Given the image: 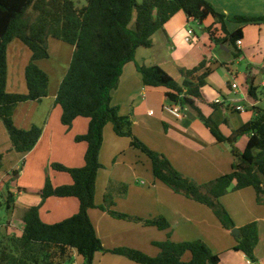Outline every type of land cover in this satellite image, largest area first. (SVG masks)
I'll list each match as a JSON object with an SVG mask.
<instances>
[{
    "label": "trees",
    "instance_id": "trees-1",
    "mask_svg": "<svg viewBox=\"0 0 264 264\" xmlns=\"http://www.w3.org/2000/svg\"><path fill=\"white\" fill-rule=\"evenodd\" d=\"M179 11L199 24L213 17L214 25L219 24L220 28L206 27L210 40L217 46H230L235 57L242 55L237 41L243 39L244 27L264 24V15L227 16L208 0H86L83 6H79L77 0H0V120L7 129L12 150L31 151L43 134L42 127L37 125L26 130L17 127L13 114L18 104L41 101L48 96L50 78L37 61L50 57V38L74 46L70 67L55 100V105L63 110L61 121L71 126L77 117L90 119L87 132L75 138L88 145L85 165L76 168L60 163L51 165L54 170L69 173L73 183L55 187L47 177L44 187L37 191L42 200L52 196L75 197L80 203L79 211L63 221L47 224L41 219L39 206L27 208L22 217L25 227L21 236L0 233V264H65L72 257V250L83 258L84 264H94L97 252L121 255L139 264H224L219 254L203 240L174 242L170 232L167 240L154 242L159 249L155 256L127 246L104 247L89 216L91 208L99 207L117 219L141 222L163 231L171 229L164 216L144 219L117 211L116 198L126 195L129 189L125 183L110 181L103 203L96 205L97 175L103 168L100 152L109 123L116 135L128 137L131 146L150 159L156 181L208 206L222 226L233 234L236 240L233 249L257 261L258 222L247 223L234 232L237 226L221 198L232 191L252 187L257 202L264 204V109L254 105L251 119L225 135L198 105L199 101L206 102L203 90L208 84L207 78L215 71L213 65L204 60L192 69H182L183 82L179 83L160 65L137 64L145 86L166 88L169 104L193 110L218 143L230 145L234 157L231 171L199 184L178 171L166 155L139 139L133 132L131 116L122 115L119 107L112 105V92L119 86L125 65L135 60L139 48L151 47L153 35L165 30L166 22ZM227 21L243 26L230 32ZM14 39H19L31 51V61L25 69V94L9 93L6 89L7 47ZM248 92L256 101L259 99L258 88L251 80ZM208 104L218 109V103ZM245 135L248 141L241 150L237 143ZM3 158L4 153L0 152V168ZM18 172L15 170L14 174ZM11 195L9 193L6 202L8 208ZM187 256L188 260H184Z\"/></svg>",
    "mask_w": 264,
    "mask_h": 264
},
{
    "label": "crops",
    "instance_id": "crops-1",
    "mask_svg": "<svg viewBox=\"0 0 264 264\" xmlns=\"http://www.w3.org/2000/svg\"><path fill=\"white\" fill-rule=\"evenodd\" d=\"M208 1L217 11L227 16L264 15V0ZM85 4L86 0L81 6ZM194 22L196 21L188 18L184 11H179L166 22L165 30H159L153 35L151 47L137 50L135 60L125 65L119 86L112 92V105L118 106L122 115L131 116L133 132L139 139L166 155L178 171L199 184H205L231 171L234 157L230 145L218 143L190 108L182 107L181 118L164 110V106L169 104L165 97L167 89L145 86L137 64L160 65L177 82L182 83L181 70L192 69L204 60L214 67L225 66L232 73V66L246 59L251 65L248 78L253 83L258 67L264 60V24L244 27L242 44L237 45L242 55L235 57L230 46L224 45L225 48H221L210 40L206 27L214 25L213 17L207 18L202 24L205 26L202 34L192 27ZM226 23L230 32L243 26L231 21ZM214 27L219 29L220 25L216 24ZM189 29L194 31V38L187 42L185 38ZM219 34L223 35L222 32ZM49 52V58L37 61L38 66L50 78L48 96L41 101L18 104L13 114L16 126L21 129H30L33 125L42 127L43 134L37 145L27 153L13 151L7 129L0 120V152L4 153L3 166L0 168V203L7 213L6 221L0 222L2 236L23 234V213L31 206H39L41 219L47 224L63 221L79 211L80 203L75 197L52 196L42 200L37 192L44 187L47 177L55 187L72 184L73 179L69 173L54 170L51 165L60 163L70 168L84 166L88 146L86 142H77L75 138L87 132L90 119L80 116L71 126H66L61 121L62 107L55 105L58 90L70 67L74 46L50 38ZM30 61L31 51L23 42L14 39L8 44L7 92H27L25 69ZM215 72L209 75L208 84L203 90L206 102L199 101L198 105L217 124L219 121L215 116L219 114L222 122L225 120L228 124L225 135H230L232 130L239 128L253 115V110H249L241 102H249L248 97H251L248 92L249 80H246L247 92H242L239 85L234 88L232 84L236 82H228V89H225L212 83ZM217 99L220 102H216ZM212 102L219 104L218 109L208 104ZM237 105L245 106L246 110L236 111ZM254 105L256 104H250L251 109ZM230 112L248 113V117L241 124L237 120L232 124L231 118L234 117L229 116ZM218 125L224 129L226 124ZM247 141L248 136L241 137L238 147L243 150ZM100 162L103 168L98 172L96 181L97 206L103 203L108 183L121 182L127 184L129 189L126 195L116 198L117 211L144 219L164 216L171 224L169 231H163L141 222L114 218L99 207L91 208L89 216L105 248L137 246L155 256L159 249L154 242L167 240L170 232L174 242L203 240L213 252L219 254L224 264H245L248 257L233 249L236 244L233 234L222 226L213 211L156 181L150 159L132 147L128 137L116 135L112 124L107 125L104 130ZM15 170L19 172L14 174ZM9 193L12 194L10 208L6 203ZM221 200L237 227L253 221L259 223L260 241L255 254L257 261L264 264V205L256 204L255 190L248 187L232 191ZM152 247H156L155 250ZM71 254L70 261L65 264H84L83 258L75 250ZM94 264L139 263L110 252H97Z\"/></svg>",
    "mask_w": 264,
    "mask_h": 264
},
{
    "label": "rangeland",
    "instance_id": "rangeland-1",
    "mask_svg": "<svg viewBox=\"0 0 264 264\" xmlns=\"http://www.w3.org/2000/svg\"><path fill=\"white\" fill-rule=\"evenodd\" d=\"M139 1H142V0H139ZM83 3H84V0H79L78 1V5L79 6H81ZM192 27H194L196 29V31L198 33H200V34H202L203 31L205 30V26L204 25L196 23V22L192 23ZM250 67H251V65L249 64L248 60H246V59L242 60L239 63H236L234 66H232V68L230 69L232 71V73H230L228 71L227 67H225V66H222V67L221 66H215V71L216 72H215V74L213 75V77L211 79L212 83H214L215 85H217L219 87H223L225 89H228V82H231V83L236 82L239 85V87L242 89V92H247L248 88H247L246 80H249L248 76H249V73L251 71ZM258 70L259 71H258V73H256V76L254 78L253 84H254L255 87L258 88L259 99L256 101L252 97H248L249 98L248 99L249 102L241 101L243 105H246L247 108H249V110H252L251 107H250L251 103H255L257 106H259L262 109H264V85H263V82H264V60L263 59L261 61V64L258 67ZM237 72H240L239 76L237 75ZM247 83L249 85V82H247ZM241 89H239V92H240ZM229 116H233L234 117V118H231V123L232 124H235L234 120H237L238 123L240 122V124H241L243 122V120L245 119V117H248V113H236V112H232L231 113L230 112ZM215 117L219 121V123H221V124L225 123L226 124V125H224L225 126L224 129H221V127L219 126L221 131L224 134H226L225 132L228 131L227 130V125H228L227 122L225 120H224L225 122L224 121L222 122L221 116L219 114H217ZM108 125H111V123H109ZM148 186L149 185L147 184V187ZM221 202H222V200H221ZM256 204H259L257 202V199H256ZM260 205H264V204H260ZM249 206L252 207L250 204H249ZM229 214H230V212H229ZM6 216H7L6 209L3 206H1L0 207V222L6 221L5 220ZM231 217H232V215H231ZM232 219H233V217H232ZM236 228H239V227H236ZM133 245H138V244H133ZM129 247H131V246H129ZM131 248L138 249L137 246H132ZM152 248L154 249L156 247H152ZM142 251L147 253L145 250H142ZM184 260H188L187 257Z\"/></svg>",
    "mask_w": 264,
    "mask_h": 264
},
{
    "label": "built area",
    "instance_id": "built-area-1",
    "mask_svg": "<svg viewBox=\"0 0 264 264\" xmlns=\"http://www.w3.org/2000/svg\"><path fill=\"white\" fill-rule=\"evenodd\" d=\"M193 34H194V31L192 29H189L188 32H187V36H186L185 40L187 42L192 41L193 38H194ZM241 44H242V40H238L237 41V45H241ZM232 86L234 88H237L238 84L234 83V84H232ZM216 102H220V100L217 99ZM235 109L237 111L244 112L246 110V107L243 106V105H237V106H235ZM164 110H166L167 112L171 113L172 115H174L177 118H181L182 117V106L179 105V104H175V105L167 104V105L164 106ZM245 264H260V263L258 261L252 260L251 258H247Z\"/></svg>",
    "mask_w": 264,
    "mask_h": 264
},
{
    "label": "water",
    "instance_id": "water-1",
    "mask_svg": "<svg viewBox=\"0 0 264 264\" xmlns=\"http://www.w3.org/2000/svg\"><path fill=\"white\" fill-rule=\"evenodd\" d=\"M221 48H225L224 45H221ZM234 232H237V228L234 229Z\"/></svg>",
    "mask_w": 264,
    "mask_h": 264
}]
</instances>
